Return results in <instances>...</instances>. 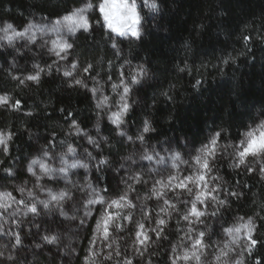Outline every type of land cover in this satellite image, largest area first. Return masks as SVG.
Segmentation results:
<instances>
[{
    "label": "clouds",
    "instance_id": "9594fccd",
    "mask_svg": "<svg viewBox=\"0 0 264 264\" xmlns=\"http://www.w3.org/2000/svg\"><path fill=\"white\" fill-rule=\"evenodd\" d=\"M26 4L22 30L10 20L0 22V54L8 64L0 63V75L10 83L8 90H0V112L7 116L0 118V264H251L256 248L248 237H264L258 229V221H264V194L252 192L251 203L245 204L242 189L249 187L248 177L264 188V99L237 103L243 115L236 137L220 126L197 147L185 136L179 143L151 142L149 134L158 132L151 116L142 114L134 133L128 117L142 104L138 90L155 83L156 73L147 62L133 63L121 41L139 42L144 16L138 9L143 5L148 13L159 14L161 0H122L118 15L109 0ZM196 27L199 37L206 24ZM96 32L101 33L93 41L97 47L85 56L82 38ZM254 39L264 47V36ZM243 48L247 51L229 53L232 64L252 51L248 40ZM25 65L30 71H24ZM175 67L182 73L189 65ZM54 76L59 81L55 90L90 94L88 111L94 118L88 127L78 119L57 123L63 136L53 134L55 143L42 142L27 124L53 106V99L41 100L37 93L44 78ZM175 87L158 95L175 103L169 94ZM17 92L34 97L27 110ZM14 114H22L15 130ZM172 120L169 115L164 122ZM105 123L111 126L108 133ZM22 132L35 149L24 153L21 168L20 156L12 152H19L16 138ZM217 134L225 139L213 146ZM118 144L124 152L113 156ZM223 169L245 179L232 183ZM109 175L118 177L111 189Z\"/></svg>",
    "mask_w": 264,
    "mask_h": 264
},
{
    "label": "trees",
    "instance_id": "16d2710c",
    "mask_svg": "<svg viewBox=\"0 0 264 264\" xmlns=\"http://www.w3.org/2000/svg\"><path fill=\"white\" fill-rule=\"evenodd\" d=\"M161 3L164 4V10L159 14L148 13L143 5L138 9L139 14L144 16L139 25L144 29V35L138 43L130 46L128 42L121 41L122 47L131 52L133 63L147 62L156 73L155 83L137 92L142 104L128 117L130 131L135 132V126L141 122L142 114H146L151 116L158 129L156 134H149L151 142L167 139L179 143L180 137L185 136L193 147H197L206 142L208 131H218L220 126L229 127L230 135L238 136L243 114L237 109V103L264 99V47L254 39L257 34L264 36V0H161ZM173 3H176L175 8L172 7ZM222 10L227 12V16L219 15ZM28 14L26 0H0V22L10 20L20 29L26 23L25 17ZM200 23L206 24V28L198 37L196 26ZM249 24L251 26L246 27ZM165 30L167 35L164 34ZM100 37L101 33L96 32L91 39L82 38L85 56L89 55L90 49L97 47L93 41ZM243 37H248L252 47L248 57H254V62H250L248 57H239L236 64H222V59L229 53L235 55L238 50L247 51L243 48ZM106 51L111 56V52ZM24 59L20 58V62L24 63ZM0 63L8 66L3 54H0ZM185 63L189 68L182 73L178 72L175 65L183 67ZM2 71L0 69V73ZM24 71H30L27 65ZM115 78L116 73L113 72V79ZM197 81L200 83L197 84ZM58 83L55 76L52 79L44 78L37 94L41 100L53 99L54 104L47 110V114L42 109L40 115L28 120L27 127L38 131V139L42 142L53 140L55 143L53 134L56 137L63 136L57 123L67 125L71 119H78L82 127H88L94 118V114L88 111L90 94L57 91L55 89ZM169 85L176 86L169 93L173 95L175 103L158 95L160 91L167 90ZM9 86L10 83L0 75V90H8ZM15 95L24 110L34 101V97L21 95L20 92ZM153 100H157V103L149 112L148 106ZM36 106L39 108L40 104L37 102ZM61 107L65 109L63 113L59 112ZM228 109L230 112L226 111ZM169 115L173 116V120L165 123ZM21 116L14 114L13 130ZM0 118L6 119V113L0 112ZM110 128L105 123L106 133ZM25 137L26 132L18 134L16 144L19 152L15 148L12 152L13 156H20L21 168L24 153L35 149V145ZM224 139L222 134L221 140ZM117 152L123 153L124 146L118 144L111 154L116 156ZM8 165L9 160L6 159L4 166ZM223 171L226 179L232 183L245 179L243 174L233 176L226 169ZM21 175L26 173L21 172ZM248 180L249 187L242 189L246 193L245 204L251 203L252 192L264 194V188L257 185L252 177H248ZM116 182L118 177L113 175L106 179L109 189ZM261 199H264V195H261ZM240 210H244V204L240 205ZM46 224L47 222L42 228ZM258 229L264 230V221H258ZM256 238L258 243L256 251L252 253L251 264H255L257 259L264 260V244L260 243L264 237ZM83 243L87 245V238Z\"/></svg>",
    "mask_w": 264,
    "mask_h": 264
},
{
    "label": "snow or ice",
    "instance_id": "6c2138e0",
    "mask_svg": "<svg viewBox=\"0 0 264 264\" xmlns=\"http://www.w3.org/2000/svg\"><path fill=\"white\" fill-rule=\"evenodd\" d=\"M109 3L112 5L113 15H118V9H119V7L121 6L122 0H121L120 3H116L115 0H109ZM101 11H104V9L102 8ZM121 19H123V18L121 17ZM133 19H135L134 16H133ZM132 35L135 36L136 33L133 32ZM243 39H244V40H248V37H243ZM230 62L232 63V61H231V59L229 58V56L224 57V58L222 59V61H221V63H222V64H225V65L229 64ZM181 70H183V69H181ZM29 79H32V77H29ZM199 83H200V82L197 81V84H199ZM262 135H264V133H262ZM217 139L221 140V139H222V135L217 134L216 137H213V139L210 141V143L214 146L215 143L217 142ZM252 139L254 140L255 137H253ZM250 143H251V141H250ZM207 150H208V149L205 148V151H207ZM249 150H250V149H246L245 151H249ZM201 179H203V177H201ZM248 239H249V243L251 244L252 248H255L256 245H257V243H258L257 238L254 237V236H249ZM197 243H200V242L197 241ZM257 264H264V260H259V261L257 262Z\"/></svg>",
    "mask_w": 264,
    "mask_h": 264
},
{
    "label": "rangeland",
    "instance_id": "374dc122",
    "mask_svg": "<svg viewBox=\"0 0 264 264\" xmlns=\"http://www.w3.org/2000/svg\"><path fill=\"white\" fill-rule=\"evenodd\" d=\"M115 2H116V3H120L121 0H115ZM125 2H127V0H125ZM18 30H22V27H21L20 29H18ZM132 38H134V37H132Z\"/></svg>",
    "mask_w": 264,
    "mask_h": 264
}]
</instances>
